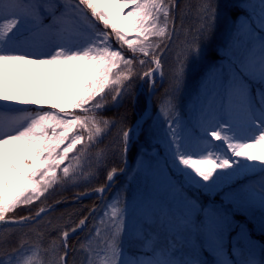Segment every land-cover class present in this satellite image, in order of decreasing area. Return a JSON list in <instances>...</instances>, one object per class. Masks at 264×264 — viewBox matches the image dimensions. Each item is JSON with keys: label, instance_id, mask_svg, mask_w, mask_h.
I'll list each match as a JSON object with an SVG mask.
<instances>
[{"label": "snow or ice", "instance_id": "1", "mask_svg": "<svg viewBox=\"0 0 264 264\" xmlns=\"http://www.w3.org/2000/svg\"><path fill=\"white\" fill-rule=\"evenodd\" d=\"M17 64L67 87L14 95ZM261 144L264 0H0V264H264ZM100 172L74 199L103 207L45 223Z\"/></svg>", "mask_w": 264, "mask_h": 264}, {"label": "trees", "instance_id": "2", "mask_svg": "<svg viewBox=\"0 0 264 264\" xmlns=\"http://www.w3.org/2000/svg\"><path fill=\"white\" fill-rule=\"evenodd\" d=\"M182 2H183V0H182ZM189 2L192 3L193 5H195L197 0H189ZM190 16H191V13H190ZM132 35H134V33ZM224 40H225V34L221 33L218 40L215 42L214 47H215V45L222 44L224 42ZM34 87H35V96L40 98L42 102L45 99H48L49 103H51V98L53 97V91L56 94H59L60 92L64 91V90H60L56 86L48 87L43 82H39L37 84L34 83ZM162 91H163V86L158 87L155 95H153L151 97L154 110H155L156 105L159 103V101L161 99ZM123 110H124L123 107H121L120 109H110L105 114L107 116H113L118 111L122 112ZM113 132H114V130H113ZM105 142H107V141H105ZM8 156L10 159H14L11 156V153ZM134 165H135V161L130 159V166H134ZM105 175H106V173L100 172L97 174V177L93 178L91 181H86V182L80 183L76 186L67 185V186H65L64 189L57 190V192L54 193L49 198L47 203L50 204V203H52L58 199H62L64 202L57 204V206L55 208H53V210L48 214V216L44 217L45 223H47V221L49 219L55 220L57 217H60L62 214H64V219L67 220L69 213H80L81 214L80 216H76V215L73 216L74 220H78L79 218H81V216L83 214L86 213L87 208H91L93 205H98V206L103 207V205H99L98 198L96 196L83 197L79 201H77V200H73L74 196L72 195V193L73 192H83L85 190L99 186V184H102L105 182ZM124 178H125L124 182L126 183V179H127L126 176ZM117 181H119V178ZM113 189H114V186H111L110 191L105 194V196L108 200H111L112 196H114V194L117 191V190H113ZM39 206H40L39 201H37L34 205L29 206V207L31 208V210L33 212H35L39 208ZM17 213H18V215H26V214H28V209L27 208L17 209ZM41 227H43V226H41ZM2 228H3V225H0V229H2ZM51 235L55 236L56 234L53 232ZM82 235H83L82 233L74 234L70 238V244L76 245L78 243V237H81ZM47 238L50 239L51 237H47ZM18 239H19L18 234H11L10 235V240H12L13 242L18 241Z\"/></svg>", "mask_w": 264, "mask_h": 264}, {"label": "rangeland", "instance_id": "3", "mask_svg": "<svg viewBox=\"0 0 264 264\" xmlns=\"http://www.w3.org/2000/svg\"><path fill=\"white\" fill-rule=\"evenodd\" d=\"M18 72L17 73H8L5 76L4 87L6 90L10 91L12 94L17 95L24 99H31L35 96V87L34 83L43 82L48 87L56 86L60 90H65L67 85L61 86L59 84L60 77L58 76L55 68L51 65L40 66V65H25V64H17L16 65ZM49 92V91H48ZM146 93V87L144 88V96ZM6 155H9L7 149H4ZM254 155H264V144L258 145L253 150ZM122 177V176H121ZM119 177V181H116L113 190L120 191L121 186L124 184V177ZM86 181H81L83 183ZM137 183L133 182L129 186V195L137 189ZM115 193V194H116ZM114 194V195H115ZM100 205V204H99ZM102 205V204H101Z\"/></svg>", "mask_w": 264, "mask_h": 264}]
</instances>
